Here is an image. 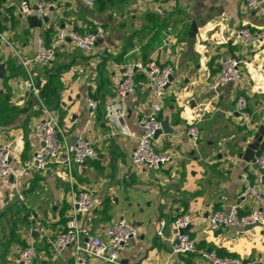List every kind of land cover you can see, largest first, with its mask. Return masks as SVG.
Here are the masks:
<instances>
[{
    "label": "crops",
    "instance_id": "crops-1",
    "mask_svg": "<svg viewBox=\"0 0 264 264\" xmlns=\"http://www.w3.org/2000/svg\"><path fill=\"white\" fill-rule=\"evenodd\" d=\"M27 1L35 6L36 0ZM50 1L55 7L40 27H32L19 16L20 0H0V34L10 43L0 39V143L10 144L14 165L25 166L38 146L36 124L48 110L68 142L86 137L97 154L80 165L27 170L19 188L9 177L0 183V264H19L18 253L29 244L37 250L32 264H73L71 247L55 255L29 216L41 220L53 236L66 229L70 195L81 190H91L99 199L94 210L77 217L92 234L104 238L105 229L121 215L136 226L137 236L121 250V264H210L200 256L203 250L238 260L230 264H255L264 256V210L241 196L240 174L246 171L254 181L253 160L264 149V39L243 44L234 34L241 27L263 30L264 6L247 10L244 0H110L102 9L87 8L80 0ZM95 25L106 34L92 52L61 44L51 62L21 64L19 57L30 60L40 40L50 45L58 28L83 33ZM228 55L245 61L241 77L211 89L220 61ZM136 60L174 67L159 117L167 118L178 135L154 138L158 152L174 154L158 170L130 162L141 132L138 120L150 111L147 74L136 76L134 101L113 90L124 65ZM59 67H64L58 77L59 106L48 108L38 91ZM30 78L36 93L27 84ZM238 95L246 97L249 122H241L234 111ZM88 99L96 102L93 112ZM115 104L126 111L120 126L109 115ZM191 124L199 129L197 142L186 135ZM260 192L264 196V183ZM233 205L240 214L260 210L258 225L206 228L213 210L227 213ZM182 213L190 217L185 232L195 240L196 253L171 252L173 221ZM160 223L162 236L157 234ZM11 231L18 240L8 241ZM89 264L105 263L91 258Z\"/></svg>",
    "mask_w": 264,
    "mask_h": 264
},
{
    "label": "built area",
    "instance_id": "built-area-1",
    "mask_svg": "<svg viewBox=\"0 0 264 264\" xmlns=\"http://www.w3.org/2000/svg\"><path fill=\"white\" fill-rule=\"evenodd\" d=\"M87 8H93L95 0H80ZM247 10L264 6V0H244ZM55 7V3L50 0H36L35 6L29 4L27 0H20L18 4V13L21 18L28 19L29 16L38 18L46 17L49 11ZM106 34V30L101 25H95L88 31L80 33L69 28H58L55 33V39L50 45H46L42 40L37 44V48L30 60H24L19 57L23 66H27L29 61L35 63L47 64L51 62L56 54V49L61 44H69L82 52H92L95 49L99 38ZM234 37L243 44L253 43L264 39V29L256 32L247 27L238 28ZM2 41L10 44L4 36L0 34ZM245 61L238 57L225 56L219 64V70L216 76L211 80L210 88L217 90L229 83H236L241 77V65ZM145 72L150 82L151 95L149 100V114L139 118L138 124L141 132L137 144L131 154V164L143 166L150 170H158L170 163L174 154L172 152H158L154 147V134L161 128L162 119L159 113L163 107L164 91L170 84V77L173 76L174 67L170 62L158 64L155 61H131L124 65L123 76L113 83V90L121 99L126 97L132 101L137 99L136 76ZM29 87L36 93L35 86L31 78L27 81ZM88 107L93 112L96 108V102L92 99L87 101ZM234 111L241 122H249L252 118L247 109V100L244 95H238L233 103ZM45 117L41 119L34 129V136L38 142L31 160L25 166H16L11 161V148L9 143H0V183L12 176L15 184L19 188L20 180L27 170L46 171L52 164H83L87 160L96 157L94 145L83 136L76 137L73 143L68 142L57 120L52 114L45 110ZM125 108L120 104L113 105L110 111L112 120L120 124L124 120ZM186 135L192 142H197L199 138V129L195 124L186 128ZM253 165L258 172L254 181L249 180L248 172L240 174V181L243 185L241 196L249 198L264 210V196L260 192L262 185V176L264 175V149L254 157ZM18 191V197L22 199V194ZM70 211L67 227L55 235H49L44 228L41 220L30 215L29 219L33 222L38 234L42 236L45 243L51 248L57 256L63 254L64 250L71 247L73 250V264H89L91 258H96L105 264H121L120 254L129 240L137 236L136 226L127 221L123 215L112 222L105 229V236L101 238L90 232L87 226L79 224L77 217L79 214H86L94 210L99 199L91 190H81L70 195ZM260 210H252L248 213L240 214L238 206H231L229 212L213 210L206 222L208 230H217L219 228L234 227L244 229L245 226L255 224L260 221ZM190 217L182 213L178 215L173 226L175 233L172 236L171 252L174 254L196 253L197 248L195 240L187 232H180L188 228ZM163 224L160 223L157 234L162 236ZM202 258L210 264H230L238 263L237 259L220 256L215 250L199 251ZM37 256L36 247L29 244L18 253L17 261L21 264H32ZM255 264H264V256L258 258Z\"/></svg>",
    "mask_w": 264,
    "mask_h": 264
},
{
    "label": "trees",
    "instance_id": "trees-1",
    "mask_svg": "<svg viewBox=\"0 0 264 264\" xmlns=\"http://www.w3.org/2000/svg\"><path fill=\"white\" fill-rule=\"evenodd\" d=\"M110 0H95V5H97L99 8H105L109 4ZM58 70H54L53 74H49L46 76L45 83L39 88L38 96L42 103L48 107V108H57L59 106V92L60 87L58 85V77L61 70L64 69V67H59ZM8 206L6 208V211L9 210ZM25 216H27L25 214ZM14 231V230H13ZM11 231L9 234L8 241H14L18 240L17 235H14V232Z\"/></svg>",
    "mask_w": 264,
    "mask_h": 264
},
{
    "label": "water",
    "instance_id": "water-1",
    "mask_svg": "<svg viewBox=\"0 0 264 264\" xmlns=\"http://www.w3.org/2000/svg\"><path fill=\"white\" fill-rule=\"evenodd\" d=\"M42 20L45 21L46 17H43L42 19H39L36 16H29L28 17V22H29L30 26H32V27H40L41 24H42ZM2 68H3V66H2V64H0V77H2V75H3ZM169 79L171 81L172 80V76ZM162 133L171 134V135H178V132L174 131L169 126L167 118H165L164 120L161 121V128L158 129L155 132L154 138L158 137ZM71 143H73V141ZM9 179L12 181L13 180L12 176H10ZM262 183H264V175L262 176ZM256 225H258V222L255 223V224H251V225L245 226L244 229L246 230V229L252 228V227H254ZM185 231H186V229L180 230V232H185ZM19 264H21V263H19Z\"/></svg>",
    "mask_w": 264,
    "mask_h": 264
}]
</instances>
